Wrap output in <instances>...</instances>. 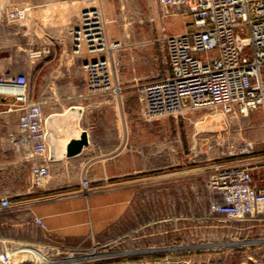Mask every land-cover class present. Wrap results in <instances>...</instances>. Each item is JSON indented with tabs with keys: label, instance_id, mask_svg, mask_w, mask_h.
<instances>
[{
	"label": "crops",
	"instance_id": "crops-1",
	"mask_svg": "<svg viewBox=\"0 0 264 264\" xmlns=\"http://www.w3.org/2000/svg\"><path fill=\"white\" fill-rule=\"evenodd\" d=\"M60 1L66 2L20 0L17 5L32 7L30 18L20 23L0 20V76L28 77L30 97L42 105L48 121L51 158L49 178L34 187L32 163L16 156L7 139L16 131L17 114L6 112L12 101L0 96V196L9 192L15 203L10 210H0V217L14 216L51 242L74 245L89 236L99 239L110 221L125 214L127 203H138L139 190L154 188L160 181L170 185L172 176L194 174L199 168L173 173L171 165L157 167L156 126L140 118L138 98L140 88L162 81L170 73L165 36L189 32L187 28L177 30L167 20L184 23L188 19L167 18L162 35H156L148 23L133 26L122 35L124 47L116 58L123 92L117 100L85 90L83 66L94 57L73 54L68 29L77 23L80 11L63 9ZM111 1L98 0L107 16H112ZM47 47L48 54L30 58L32 52ZM84 132L88 144L80 153L67 156L68 144ZM252 168L255 181L264 185V167L255 162ZM84 172L91 187L87 197L80 191ZM34 216L43 218L48 233L34 223ZM7 239L0 237V253L5 242H10Z\"/></svg>",
	"mask_w": 264,
	"mask_h": 264
},
{
	"label": "built area",
	"instance_id": "built-area-1",
	"mask_svg": "<svg viewBox=\"0 0 264 264\" xmlns=\"http://www.w3.org/2000/svg\"><path fill=\"white\" fill-rule=\"evenodd\" d=\"M156 1L163 18L184 16L191 19L194 29L165 36L170 73L164 80L140 88V118L145 122L165 118L191 121L193 114L203 110L236 121L247 119L256 111L264 115V0ZM31 9V6L2 4L0 20L26 21L31 16ZM109 22L100 7H85L81 9L77 23L69 27L68 35L72 39L74 55L94 57L83 66L87 93L121 100L123 88L116 52L124 47V42L108 40L106 24ZM49 52V47L37 50L30 58L39 59ZM201 53L205 55L199 57ZM0 96L12 101L6 112L17 114L16 131L10 132L7 139L16 156L32 163V185L39 187L51 174L43 107L31 99L25 75L0 76ZM197 135L199 133H195ZM246 145L252 148L251 143L246 142ZM255 162L264 167V154L251 162L210 166L207 187L214 197L211 200L212 215L241 221L262 211L264 185L254 179L252 164ZM80 187L85 193L91 190L86 172ZM14 206L9 192L0 196L1 211ZM33 221L49 232L43 218L34 216ZM26 262L35 264L33 260L0 258V264Z\"/></svg>",
	"mask_w": 264,
	"mask_h": 264
},
{
	"label": "rangeland",
	"instance_id": "rangeland-1",
	"mask_svg": "<svg viewBox=\"0 0 264 264\" xmlns=\"http://www.w3.org/2000/svg\"><path fill=\"white\" fill-rule=\"evenodd\" d=\"M19 2L0 0V5L15 6ZM86 2L60 1L59 6L78 12L85 6L99 7L98 0H91V6L85 5ZM110 3L112 16L103 13L111 21L106 24L109 41H123L122 35L126 36L131 27L145 23L155 28L156 35H162L167 18L186 19L184 16L163 18L156 0H112ZM187 19L184 23L178 19L167 22L177 30L190 31L192 25ZM204 55L201 53L199 57ZM210 113L206 110L195 113L191 121L173 118L153 121L157 167L171 165L173 173L196 167L197 173L172 176L170 185L160 181L154 188L139 190L138 203H127L125 214L110 221L99 239L89 236L74 245L51 242L29 223L2 214L0 237H8L10 242H5L0 258L10 260L11 255L19 259L16 252L5 253L28 247L39 264H264V208L241 221L212 215L214 197L207 187L212 164L251 162L264 154V115L257 111L247 119L236 121ZM213 117L216 118L208 122ZM219 119L222 121L217 123ZM199 122H204L199 125L204 124L201 130L197 127ZM89 192L81 191L85 197ZM25 241L42 245L35 247ZM33 258L26 254L21 257L27 261H34Z\"/></svg>",
	"mask_w": 264,
	"mask_h": 264
},
{
	"label": "water",
	"instance_id": "water-1",
	"mask_svg": "<svg viewBox=\"0 0 264 264\" xmlns=\"http://www.w3.org/2000/svg\"><path fill=\"white\" fill-rule=\"evenodd\" d=\"M49 126H48V121H47V139L50 144V139H49ZM88 144V138H87V133H82L81 137L78 140H72L68 146H67V156H74L78 153L81 152L83 147H85Z\"/></svg>",
	"mask_w": 264,
	"mask_h": 264
},
{
	"label": "bare ground",
	"instance_id": "bare-ground-1",
	"mask_svg": "<svg viewBox=\"0 0 264 264\" xmlns=\"http://www.w3.org/2000/svg\"><path fill=\"white\" fill-rule=\"evenodd\" d=\"M84 4H85V3H84ZM90 4H92V3H91L90 1H87L85 5L89 6ZM95 4H96V3H95ZM90 6H91V5H90ZM83 7H84V6H83ZM85 7H86V6H85ZM77 9H78V8H77ZM214 118H216V117L211 118L208 122L213 121ZM219 121H222V120L219 119V120L217 121V123H218ZM208 122H207V123H208ZM200 123L202 124V123H204V122H199V123L197 124V127L201 130L204 124L201 125V126H199ZM36 246H37V245H36ZM21 247H23V246H21ZM36 250H38V251L40 252V250H39L38 248H37ZM15 252H16L17 254H19L20 258H19V259H16L15 257H12V256L10 255V260L15 259V260H17V261H20V260H22L21 257H24L25 254H26V255H29V256L32 257V258H33V256H34L32 253L29 252V248H28V247H25V248H18L17 250H14V251L8 252V253H6L5 255H7V254H15ZM33 259H34V261L36 260V258H33ZM35 264H39V263H37V262L35 261Z\"/></svg>",
	"mask_w": 264,
	"mask_h": 264
}]
</instances>
